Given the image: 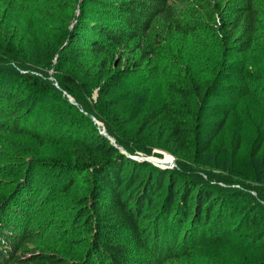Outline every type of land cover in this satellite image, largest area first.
I'll list each match as a JSON object with an SVG mask.
<instances>
[{"label": "trees", "instance_id": "16d2710c", "mask_svg": "<svg viewBox=\"0 0 264 264\" xmlns=\"http://www.w3.org/2000/svg\"><path fill=\"white\" fill-rule=\"evenodd\" d=\"M37 2L36 10L47 21L42 28L31 17L23 24L8 22L7 5L0 3V37L20 40L30 68L46 69L58 53L56 70L65 91L81 100L78 94L91 83L117 129L126 132L136 123V140L189 164H209L213 152L216 161L221 153L232 159L241 153L244 136L229 133L231 116L249 100L264 106V0ZM55 31L63 34L61 46ZM168 43L180 49L176 62L171 54L165 62L177 71L169 85L172 98L146 112L136 73L156 72L159 52L171 51ZM209 45L219 49L216 79L205 76L206 61H213ZM15 71L0 68V104L7 101L0 109V136L26 134L44 146L45 135L22 127L38 110L23 86L29 84L33 91L41 82ZM10 75L19 81L18 88L1 85ZM63 98L49 100L55 108V103L67 105ZM48 142L67 146L71 156L73 169L56 185L59 191L70 193L76 176L84 187L82 196L71 201V219L89 236L87 259L63 249L30 246L34 217L27 195L34 184L26 183L20 203L15 197L0 203V264H224L218 256L208 261L201 253L219 255L235 219L241 228L234 233L247 239L242 244L250 255L247 264H264V206L252 202L249 192L225 189L195 174L185 179L176 168L133 160L119 146L131 156L133 148L119 141L114 146L93 126L70 144L50 137ZM263 147L264 136L252 144V160ZM258 196L264 201L260 190Z\"/></svg>", "mask_w": 264, "mask_h": 264}, {"label": "rangeland", "instance_id": "374dc122", "mask_svg": "<svg viewBox=\"0 0 264 264\" xmlns=\"http://www.w3.org/2000/svg\"><path fill=\"white\" fill-rule=\"evenodd\" d=\"M0 3H3L5 7L7 5L5 19L8 22L15 20L18 24H23L27 23L31 17L37 23L38 28L45 27L47 23L44 17L39 15L40 11L36 10L40 4L37 0H0ZM261 10L264 14V3ZM261 28L264 35V17ZM54 34L57 46H61L63 34L57 31ZM168 46L171 51H160L155 60L159 67L156 72L136 73L138 80L136 87L140 93L141 101L147 103L146 110H144L146 112L153 106L160 105L164 100L172 98L169 85L172 84L177 71L174 65L165 62L168 54H171L172 60L176 62L180 49H176L170 43ZM209 49L213 61H206L205 76L216 79L219 66L214 60L219 56V49L213 45H209ZM24 51L20 40L10 35L0 37V62L3 61L0 68L2 70L13 68L16 73L21 75L33 74L41 82L40 88H35L33 91L29 84L23 86L22 92L25 90L28 94L33 95L38 110L32 113L30 119H25L22 127H29L35 133L45 135L46 144L39 146L30 135L26 134L11 135L9 133L0 136V203L9 199L11 201L13 197H15L14 202L20 203L25 197V194L22 193V186L26 183L34 184L35 188L32 185V193L27 195L33 202L34 219L32 227L35 238L30 245L31 247H43L45 245L53 249H63L68 254L77 255L80 258L86 257L87 259L85 247L89 242V236L85 230L75 227L71 219V215H73L71 201L82 196L84 187L78 182L76 176V185L70 193L63 194L62 191H59L56 185L62 183L64 178L69 177V171L73 169L71 156L67 146L62 144L50 145L48 140L50 137L55 142L70 144L72 141L85 136L92 126L98 129L101 135L106 136L114 146L118 147L117 142L119 141L133 148L132 156L135 157L136 161L147 162L146 160H148L149 163L163 170L176 168L179 170L177 172L185 179H192L190 174H195L201 178L212 180V183L225 189L236 188L249 192L252 202L264 206V201L260 200L258 196V190L264 193V184L262 180L261 182L256 180L257 173L261 174L260 177H264V147L258 158L252 160L253 158L250 157L252 144L264 136V106L258 101L249 100V102L239 106L231 116L229 133L242 132L244 136L241 153L234 159L221 153L218 156V161H216L214 158L216 152H213L210 157L211 162L209 164L206 162L200 167L192 163L189 164L187 160L178 159L162 149L145 146L144 142L136 140L134 137L137 130L136 123L131 125L126 132L117 129L113 117L99 102L98 90L91 83L84 84L88 91L83 90L84 92L78 94L81 100L65 91L58 80L60 73L56 70L58 53H55L46 69L39 68L36 70L30 68ZM262 56L264 57V52ZM12 78L14 77L10 75L1 85L6 86L9 83L13 85L12 88H18L20 86L19 81L12 80ZM58 96L64 97L67 105L55 103V108H53L51 102H54ZM6 102L0 104V109L6 105ZM119 147L127 152L128 157L131 156L124 146ZM218 148L219 145L215 150L217 151ZM132 156L130 158H133ZM154 158L164 160V162H170V160H174V162L171 161L170 165L163 163L162 166L166 167H162L156 161H152ZM186 165H190V168H187ZM214 165L219 167L215 168ZM30 196H33V199ZM230 225L231 230L225 237V243L218 251L219 255L204 251L201 256L206 257L208 261L210 258L218 256L227 264H247L250 255L242 245L246 243L245 240L247 239L242 237L240 231L242 236L237 232L234 233L236 228L240 227L236 219L232 220ZM207 233L211 234L209 231ZM240 252L244 254V257L241 256ZM77 257L74 262L79 259ZM170 264L178 263L173 261Z\"/></svg>", "mask_w": 264, "mask_h": 264}, {"label": "bare ground", "instance_id": "6f19581e", "mask_svg": "<svg viewBox=\"0 0 264 264\" xmlns=\"http://www.w3.org/2000/svg\"><path fill=\"white\" fill-rule=\"evenodd\" d=\"M152 160V159H151ZM152 161H156L158 164H160L161 166L162 165H164V164H167V165H170V163H171V161H172V163L174 162V160H170V162H164V160L163 161H161L160 159H153ZM164 163V164H163ZM162 167H166V166H162Z\"/></svg>", "mask_w": 264, "mask_h": 264}, {"label": "water", "instance_id": "95a60500", "mask_svg": "<svg viewBox=\"0 0 264 264\" xmlns=\"http://www.w3.org/2000/svg\"><path fill=\"white\" fill-rule=\"evenodd\" d=\"M123 153H125V154H127V152L126 151H123V149L121 150ZM131 157V156H130ZM132 159H134V158H132ZM135 160V159H134ZM145 160V159H144ZM147 162H149L148 160H146Z\"/></svg>", "mask_w": 264, "mask_h": 264}]
</instances>
